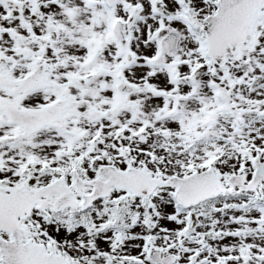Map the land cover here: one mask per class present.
I'll return each instance as SVG.
<instances>
[{
	"label": "snow or ice",
	"instance_id": "1",
	"mask_svg": "<svg viewBox=\"0 0 264 264\" xmlns=\"http://www.w3.org/2000/svg\"><path fill=\"white\" fill-rule=\"evenodd\" d=\"M0 264H264V0H0Z\"/></svg>",
	"mask_w": 264,
	"mask_h": 264
}]
</instances>
